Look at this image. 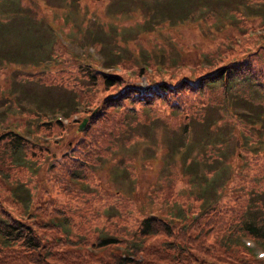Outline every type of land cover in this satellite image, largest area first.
I'll return each instance as SVG.
<instances>
[{
	"label": "rangeland",
	"instance_id": "1",
	"mask_svg": "<svg viewBox=\"0 0 264 264\" xmlns=\"http://www.w3.org/2000/svg\"><path fill=\"white\" fill-rule=\"evenodd\" d=\"M170 1L61 0L60 4L55 3L57 6L53 9L49 7V0H39L43 8L39 10L42 17L38 18L32 17L35 10L24 12L19 0H0V46L12 45L14 51L24 53L21 59L0 58V67L5 66L0 69V134L4 131L5 135V130L12 129L10 127L16 128L25 134V138L31 141L27 142L29 147L35 150L20 165L6 147L7 137L3 136L0 140V198L5 199L4 204L9 209L15 208L10 203V196L13 181L17 178L27 183L29 192L23 196L30 198L27 207H35L32 213L44 211L45 215L53 214L55 218L70 216L69 219L79 229L99 231L100 234L112 232L123 236L132 233L143 214L155 212L169 218L166 211L172 212L181 203L196 212L195 216L218 200L229 212L241 210L249 213L264 206V111L250 113V110L259 109L251 108L250 104L245 107L244 96L233 91L219 93L215 88L204 90L203 104L188 96L183 110L168 111L167 102L158 100L152 106L153 114L137 112L129 118L127 125L114 129L107 144L111 153L99 158L95 174L88 171L89 179L80 176L86 179L83 192H73L74 202H92L96 213L77 210L66 211L67 215L62 191L59 190L57 196L44 191L46 187L50 191L54 189L53 174H58L60 166L53 155L59 156L70 146L71 140L72 143L76 141L77 119L83 113L82 107L88 105L87 97H90L88 94L93 88L79 93L55 78L64 71H70H57V66L65 68L72 60L77 63L79 59L81 62L90 59L89 54L81 49L84 42L95 44L96 50L93 47V51L97 58L101 56V61L103 58L107 62L128 60L139 65L146 54L154 55L153 62H149L151 66H140L132 72L122 67L118 69L123 78L142 83L148 79L173 80L179 71L186 69V66L172 62L173 59L163 53L165 47L167 50L170 47L167 37H164L167 27L173 31L174 27L181 25L171 39L172 47L174 42L177 46L185 38L194 41L191 44L185 41L186 48L176 52L182 55V61L188 62L190 57H197V60L204 57L196 56L199 53L205 54L206 61L202 63L212 64L217 59H227L230 48L235 50L244 44L264 42V0H178L180 3L173 5L181 7L183 4L184 10L167 7ZM9 11H13L14 16ZM132 11L134 15L129 14ZM168 12L169 15L166 14ZM186 14L198 18L178 19ZM8 16L13 20V29L18 26L19 29H16L19 31L12 29L6 32L8 21L4 18ZM47 19L53 20L52 24L65 35L66 46L71 53L48 27ZM244 19L245 23H240ZM245 24L263 29L259 32L244 29ZM253 36V39H246ZM197 60L193 64L196 68L199 67ZM85 65L97 70L92 65ZM111 70L115 68L104 69ZM45 71L55 77L50 80L39 78L38 74ZM84 79L89 80L87 77ZM115 87L117 84L110 89ZM262 91L257 90L256 93L261 95ZM74 94L79 97H71ZM254 99L259 107L264 108V95ZM44 108L50 110L49 116L61 111L69 119L48 128L51 121H46V124L40 121L44 117L40 114ZM184 121L190 124L188 129L184 127ZM210 124L214 133L209 131ZM202 130L209 131V146H203V151L209 155L204 163H197L191 169L184 164L186 154L193 149L192 154L199 155L198 141ZM212 136L215 148L210 145ZM187 137L192 148L183 146ZM240 148L245 151L241 158L236 155ZM239 162L240 169L235 172L232 167ZM205 168L210 169L211 174L205 175ZM247 170L253 175L246 182ZM188 171H193L189 177L186 176ZM239 178L244 180L238 185L236 180L239 182ZM235 192L240 195H233ZM53 210L56 212L46 213ZM18 211L25 213L28 209L18 208ZM201 214L204 215L203 212ZM76 226L70 222L67 228H75L77 232ZM56 232L59 233V230Z\"/></svg>",
	"mask_w": 264,
	"mask_h": 264
},
{
	"label": "trees",
	"instance_id": "2",
	"mask_svg": "<svg viewBox=\"0 0 264 264\" xmlns=\"http://www.w3.org/2000/svg\"><path fill=\"white\" fill-rule=\"evenodd\" d=\"M243 28L246 29L245 26ZM254 36L246 39H253ZM250 45L253 44H244L235 50L228 49L227 59L213 61L209 69L199 71L195 78L182 77L174 81L158 79L156 85L148 84L145 89L139 87L135 80L123 78L119 72L89 69L80 59L77 63L72 60L65 68L57 66V71L70 70L58 74V77L47 71V74L39 73V78H59L68 88H74L79 93L93 87L87 98L88 104L94 107L89 111L84 127L78 131L76 141L70 143L59 156L53 155L60 169L57 175L52 173L55 177V182L52 180L54 189L50 191L46 187L44 191L53 196H57L59 190L62 191L65 213L77 210L96 213L92 202L83 204L73 201V192L81 194L84 185L72 181L68 176L89 179L88 171L95 174L99 158L111 153L107 144L114 129L127 125L129 118L137 112L143 111L146 115L153 113L152 106L158 100L167 102V110H178L180 107L183 110L185 104L180 97L189 90L193 92L191 90L195 88L201 92L215 88L219 93L228 90L239 92V95L252 93L249 89H255L259 80L264 78V42ZM115 84L117 87L110 89ZM74 96L79 97L71 95ZM194 96L190 93L189 98L193 100ZM203 98L201 103L204 102ZM27 112L31 113L29 110ZM47 120L51 121L48 128L61 123L56 117ZM185 126L187 129L186 121ZM3 132L0 140L3 136L7 137L6 147L14 161L23 165L29 155L35 153L27 143L31 141L14 129L5 130V135ZM252 175L248 172L247 178L251 179ZM13 183L10 203L15 208L9 209L4 204L5 199L0 198V264H264V257L256 258L239 238L240 234L250 235L264 247V206L249 213L241 210L229 212L218 200L199 211V216H192L186 214L191 210L189 206L181 203L172 212L168 211L170 219L158 213H145L132 233L118 236L112 232L100 234L99 231L79 229L69 219L70 216L55 218L53 214L45 215L44 211L32 213L35 207H27L30 198L23 196L29 192L27 183L18 178ZM212 186L216 185L212 183ZM233 195L240 193L235 192ZM18 208H27L28 211L24 213ZM53 212L56 211L46 213ZM70 222L77 227V232L75 228H67ZM117 243L121 247H117Z\"/></svg>",
	"mask_w": 264,
	"mask_h": 264
},
{
	"label": "water",
	"instance_id": "3",
	"mask_svg": "<svg viewBox=\"0 0 264 264\" xmlns=\"http://www.w3.org/2000/svg\"><path fill=\"white\" fill-rule=\"evenodd\" d=\"M84 120V119H83ZM83 122H81V125H82Z\"/></svg>",
	"mask_w": 264,
	"mask_h": 264
}]
</instances>
